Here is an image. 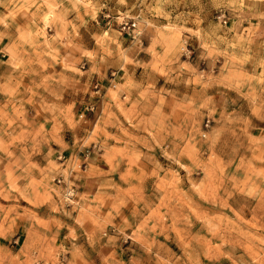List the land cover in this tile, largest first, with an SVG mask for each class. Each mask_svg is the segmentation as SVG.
<instances>
[{
  "label": "rangeland",
  "instance_id": "rangeland-1",
  "mask_svg": "<svg viewBox=\"0 0 264 264\" xmlns=\"http://www.w3.org/2000/svg\"><path fill=\"white\" fill-rule=\"evenodd\" d=\"M0 264H264V0H0Z\"/></svg>",
  "mask_w": 264,
  "mask_h": 264
},
{
  "label": "built area",
  "instance_id": "built-area-1",
  "mask_svg": "<svg viewBox=\"0 0 264 264\" xmlns=\"http://www.w3.org/2000/svg\"><path fill=\"white\" fill-rule=\"evenodd\" d=\"M125 24H127V22H125ZM88 109L90 111H93L95 109V106L91 104ZM59 158L63 159V156L59 155ZM87 158L88 156L85 157V159ZM71 172L73 171L71 170ZM54 179H56V183L62 188V196L65 200L71 201L76 197V188L71 181V177H69L65 173L59 172Z\"/></svg>",
  "mask_w": 264,
  "mask_h": 264
},
{
  "label": "crops",
  "instance_id": "crops-1",
  "mask_svg": "<svg viewBox=\"0 0 264 264\" xmlns=\"http://www.w3.org/2000/svg\"><path fill=\"white\" fill-rule=\"evenodd\" d=\"M113 73H115V72H113ZM112 79L114 80V79H116V78H112Z\"/></svg>",
  "mask_w": 264,
  "mask_h": 264
}]
</instances>
